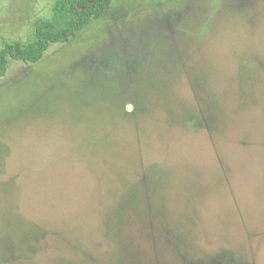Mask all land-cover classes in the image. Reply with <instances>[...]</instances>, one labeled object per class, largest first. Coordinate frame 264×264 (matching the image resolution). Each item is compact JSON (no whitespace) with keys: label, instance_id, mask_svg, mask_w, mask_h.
Masks as SVG:
<instances>
[{"label":"rangeland","instance_id":"374dc122","mask_svg":"<svg viewBox=\"0 0 264 264\" xmlns=\"http://www.w3.org/2000/svg\"><path fill=\"white\" fill-rule=\"evenodd\" d=\"M57 0H0V51ZM0 264H264V0H113L0 76Z\"/></svg>","mask_w":264,"mask_h":264},{"label":"trees","instance_id":"16d2710c","mask_svg":"<svg viewBox=\"0 0 264 264\" xmlns=\"http://www.w3.org/2000/svg\"><path fill=\"white\" fill-rule=\"evenodd\" d=\"M113 0H57L53 16L36 24L35 39L27 44L7 43L0 51V76L10 59L25 62L41 60L53 43H66L93 18L107 9Z\"/></svg>","mask_w":264,"mask_h":264}]
</instances>
